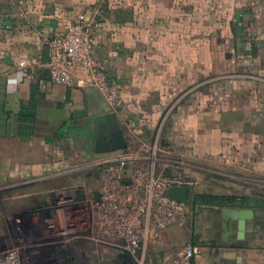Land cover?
I'll list each match as a JSON object with an SVG mask.
<instances>
[{"label": "crops", "instance_id": "0c3cea01", "mask_svg": "<svg viewBox=\"0 0 264 264\" xmlns=\"http://www.w3.org/2000/svg\"><path fill=\"white\" fill-rule=\"evenodd\" d=\"M87 19L100 25L97 54L123 91V150L143 148L123 121L146 122L143 142L160 131L172 154L208 168L205 181L244 182L251 191L242 192L250 197L255 189L264 191V0H0V180L58 177L90 164L99 167L111 154L95 151L97 120L108 112L103 96L53 84L44 64L49 42ZM23 60L28 67L21 66ZM51 187L34 194L54 199L52 191L60 188ZM261 201L258 210H210L216 234L186 236L197 249L193 264H264ZM46 203L14 215L23 219ZM241 209L255 212L243 247L230 215ZM191 213L198 210L189 207V218ZM10 221L0 231V246ZM184 223L145 248L178 246L172 238ZM89 245L96 246L80 240L66 251L69 264H79L77 251L82 263ZM101 256L115 264L113 251Z\"/></svg>", "mask_w": 264, "mask_h": 264}, {"label": "built area", "instance_id": "2783aa9c", "mask_svg": "<svg viewBox=\"0 0 264 264\" xmlns=\"http://www.w3.org/2000/svg\"><path fill=\"white\" fill-rule=\"evenodd\" d=\"M99 31V24L82 21L49 42L51 82L98 90L121 122L123 91L111 82L103 63L94 56ZM21 66L28 67L26 60ZM123 122L142 140V151H113L103 159L99 188L90 197L77 194L82 187L57 189L52 191L54 199L49 198L43 207L23 219H10L11 231L0 246V264H23L29 254L37 257L36 264H63L64 257L52 252L62 243L51 239L72 233L114 253H127L134 264H144L146 243L189 219L190 206L168 196L173 187H187L190 195L195 189L186 161L164 146L160 131L149 143L143 142L148 132L146 122ZM96 191L101 193L99 202ZM44 238L50 242L42 245L51 251L41 254L36 251V242ZM196 255L194 246L185 245L164 264H193Z\"/></svg>", "mask_w": 264, "mask_h": 264}, {"label": "rangeland", "instance_id": "374dc122", "mask_svg": "<svg viewBox=\"0 0 264 264\" xmlns=\"http://www.w3.org/2000/svg\"><path fill=\"white\" fill-rule=\"evenodd\" d=\"M170 131L165 130L166 133ZM163 139V138H162ZM174 155V154H173ZM175 157L182 158L181 156L174 155ZM185 160V159H184ZM186 161V160H185ZM197 161V160H196ZM196 161H189L186 168L188 171L190 170V175L194 174V178H192L195 182L194 191L197 193H215L218 195H226V196H236V197H244L249 196L248 194L243 193L244 186L248 187L249 184H245L244 182H235L233 185L230 182L221 180L218 181L216 179L210 178V183L204 180V176L206 175L204 170L208 169L207 167L201 166L204 164H198ZM187 163V161H186ZM101 167L90 166L81 167L72 173H68L58 177H46V178H14L8 179L7 177H3L0 180V231L6 228V220L16 218V214H19L23 211V209L30 205V207H36V204H42L43 202H48V195L44 194L41 196H37L34 194L36 189H46L52 188L54 186L60 189H75V187H82V190L77 191V194L81 197L91 196L95 190L99 188V179H100V171ZM204 173V174H203ZM204 175V176H203ZM192 177V176H191ZM262 182V181H261ZM243 183V185H241ZM228 185V186H225ZM247 191H251L248 190ZM33 192V193H32ZM251 196L255 195V197H259L261 200H264V191L250 192ZM24 195H30L27 198H22ZM69 195V194H66ZM36 210L31 209L25 212V214H31ZM15 214V215H14ZM197 213H191L190 218L184 223L185 226L181 229L179 235H176L173 241L180 243L178 246H172L168 249H164L158 247L156 250L151 249L153 246H147L145 251L142 253L144 264H161L164 258L168 255V253L172 252L174 248H181L185 245H190L189 239L186 236L190 234L192 231H196L199 235H203L204 237L213 236L216 234L213 222L214 212H211L210 209L206 207H202L198 209ZM261 216V214H259ZM32 218V217H31ZM83 218V216H81ZM4 227V228H2ZM11 231V230H10ZM80 234V233H78ZM187 234V235H186ZM76 234H67V236L63 235L58 237L57 239L51 241L59 242L62 244H58L52 250L54 254H59L61 257H64L65 262L63 264H69L64 253L66 251L75 250L76 246H80V240L77 239ZM40 239V238H39ZM50 239L44 238L38 240L36 243L39 244L38 249L36 251H40L41 254L51 251L49 247H45L42 244L49 243ZM44 246V247H43ZM155 247V246H154ZM45 249V251H44ZM86 252L82 253V263L79 259V251L74 255V260L79 264H114L112 262H107L106 259L102 258L101 255H105V248L89 245L86 247ZM108 250V249H107ZM90 251V253H89ZM111 251V250H110ZM95 254V255H93ZM98 255V256H96ZM37 257L33 254L27 255L26 261L23 264H36ZM134 264V261L131 260Z\"/></svg>", "mask_w": 264, "mask_h": 264}, {"label": "water", "instance_id": "95a60500", "mask_svg": "<svg viewBox=\"0 0 264 264\" xmlns=\"http://www.w3.org/2000/svg\"><path fill=\"white\" fill-rule=\"evenodd\" d=\"M89 22L90 19H87L86 24H89ZM98 50L99 49H97V47L94 49V56L98 61L103 62V59H101L97 54ZM44 64H50L49 47H47L45 50ZM126 148L127 142L124 132L121 129L116 114H114L108 106V112L98 117L97 120L95 151L99 154H103L123 150ZM168 196L188 207L190 206L191 195L190 190L187 187H173L169 189ZM95 200L97 202L101 200V193L99 191L95 192ZM230 215L238 222V245L243 247L246 237L247 221L253 220L255 218V212L249 209H241L231 212ZM115 264H132L131 257L127 253H116Z\"/></svg>", "mask_w": 264, "mask_h": 264}, {"label": "trees", "instance_id": "16d2710c", "mask_svg": "<svg viewBox=\"0 0 264 264\" xmlns=\"http://www.w3.org/2000/svg\"><path fill=\"white\" fill-rule=\"evenodd\" d=\"M101 171V169H98ZM263 206V203L259 197L244 196V197H233L226 195H218L215 193H197L194 189H191V202L190 207L192 210H198L202 207H207L210 210L215 208H255Z\"/></svg>", "mask_w": 264, "mask_h": 264}, {"label": "clouds", "instance_id": "9594fccd", "mask_svg": "<svg viewBox=\"0 0 264 264\" xmlns=\"http://www.w3.org/2000/svg\"><path fill=\"white\" fill-rule=\"evenodd\" d=\"M12 83H16V81H12Z\"/></svg>", "mask_w": 264, "mask_h": 264}, {"label": "flooded vegetation", "instance_id": "af4514ba", "mask_svg": "<svg viewBox=\"0 0 264 264\" xmlns=\"http://www.w3.org/2000/svg\"><path fill=\"white\" fill-rule=\"evenodd\" d=\"M132 260V259H131ZM131 263H132V261H131ZM133 264V263H132Z\"/></svg>", "mask_w": 264, "mask_h": 264}]
</instances>
